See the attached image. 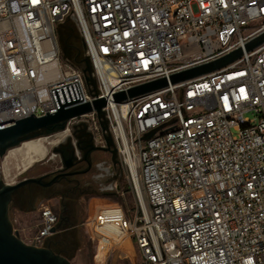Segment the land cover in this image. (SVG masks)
Returning <instances> with one entry per match:
<instances>
[{"label":"built area","instance_id":"built-area-1","mask_svg":"<svg viewBox=\"0 0 264 264\" xmlns=\"http://www.w3.org/2000/svg\"><path fill=\"white\" fill-rule=\"evenodd\" d=\"M67 15L97 95L62 57L57 30ZM262 33L264 0H0V125L58 111L52 89L77 81L82 99L63 107L104 97V117L92 109L71 117L65 135L46 137L86 127L106 147L111 135L137 205L128 222L116 214L140 264H264V42L246 48ZM236 49L220 68L169 80ZM162 77L163 87L114 100ZM38 212L31 244L44 246L58 215L44 201ZM108 212L84 223L98 251L114 242Z\"/></svg>","mask_w":264,"mask_h":264},{"label":"water","instance_id":"water-1","mask_svg":"<svg viewBox=\"0 0 264 264\" xmlns=\"http://www.w3.org/2000/svg\"><path fill=\"white\" fill-rule=\"evenodd\" d=\"M69 15H67L65 21L59 23L58 26L68 23L72 25L73 28L79 33L75 22L69 17ZM64 27L66 29L68 26L65 25L58 28L59 40L62 49L65 52L64 56H68L70 58V52L64 45H62V41L60 39L61 32L64 31ZM80 36L84 44V59L79 60L76 63L82 68L85 80L89 86L90 93L92 95H97V93H100L101 90L97 88L91 57L90 55L85 54L87 47L85 40L81 34ZM262 42H264V33L258 35L248 42L246 48L252 49ZM241 53V49H236L217 60L173 73L169 80L170 82L175 83L220 68L239 57ZM71 60L73 59L71 58ZM169 80L165 77L158 78L156 80L135 85L129 88L127 91L122 90L116 92L113 97L115 101H122L127 98H131L163 87L168 84ZM52 92L58 107V111L53 113L46 112V114L43 116H36L31 113V115L21 117L0 125V157L5 156L10 149L19 146L24 141L42 136H48L50 134L65 130L67 121L73 116L89 112L92 109L97 110L100 117H104L105 115L103 107L106 106L107 100L104 97H97L96 99L69 108L63 107L65 104L82 99V94L77 81L54 88L52 89ZM101 124L103 129H107L106 121H102ZM65 140L69 141L68 148L70 149V152L68 153L67 159L64 152H61V156L63 157L64 165L66 167H70L73 163V160L76 158L75 145L72 143V138L70 135L65 137L64 141ZM106 140V147H95L90 143V150L99 148L109 151L115 155L117 151L114 147H112V137L109 133L106 134ZM64 141L55 145L53 148L54 153L59 152L57 147L58 145H62ZM76 148L80 149V145L76 144ZM43 178L44 176L24 177L14 184L5 182L0 178V264H72L68 256L61 254L60 252H56L49 245L36 246L23 241L19 236V232L14 229L13 222L11 221L9 210L13 193L21 186L29 183L50 185L56 180V177H54L51 181L45 182ZM57 229L58 226L56 225L54 232H56Z\"/></svg>","mask_w":264,"mask_h":264},{"label":"rangeland","instance_id":"rangeland-1","mask_svg":"<svg viewBox=\"0 0 264 264\" xmlns=\"http://www.w3.org/2000/svg\"><path fill=\"white\" fill-rule=\"evenodd\" d=\"M57 35L59 38V30H57ZM61 51L62 57L65 60L74 62L68 56H64L65 52L62 46ZM246 115L250 118L253 117L251 113H247ZM55 139V136H49L44 139V145L48 149L46 155L34 160L35 162L33 161L28 167H26L28 159L24 153H15L14 155L0 157V178L3 179L4 177L3 180L5 182L14 184L24 177L38 176L57 166V155H53L52 159H48L53 154V147L56 143L54 144L52 141ZM103 160L101 167L98 168L95 175L88 176L94 189L84 195L82 213L77 221L78 230L74 232L75 246L66 256L69 257L72 264H140L138 249L131 240L128 230L125 227L124 218L127 222L132 220L137 210L126 168L117 152L115 155L109 151L105 152L103 154ZM44 203L49 204L55 212L57 211L51 200H44ZM39 207L40 205L34 210H22L12 205L9 210L14 229L19 232L20 238L29 244H31V239L38 229ZM101 208L105 209V211L110 210L107 215L108 218L112 217L109 223L115 231L112 234L114 238L113 245L108 247L106 253H104L102 248L98 252L97 240H93L89 236L87 227L84 224L89 217L95 216ZM120 209L122 210L124 218L121 212L116 214V211Z\"/></svg>","mask_w":264,"mask_h":264},{"label":"flooded vegetation","instance_id":"flooded-vegetation-1","mask_svg":"<svg viewBox=\"0 0 264 264\" xmlns=\"http://www.w3.org/2000/svg\"><path fill=\"white\" fill-rule=\"evenodd\" d=\"M65 25L68 27L66 29L64 27L60 39L65 43L70 54L76 56L84 50L82 38L72 25L65 23L61 26ZM70 136L75 145L76 156L72 165L66 167L61 156V152H64L67 159L70 152L69 141H64V138L58 142L59 144L64 141L62 145L57 147L59 152H53L48 158L52 159L53 155H57L58 165L38 175L44 176L45 182L51 181L54 177L56 180L50 185L38 183L23 185L13 193L10 203V207L15 205L20 209L34 210L44 200H51L57 210L58 225L62 226L63 232L60 234L58 242L53 240V236L47 238V245L60 247L67 254L75 246L74 232L78 230L77 221L82 213L84 195L94 189L88 176L95 175L104 161L103 154L107 152L99 148L90 150V143L95 147L100 146L94 143L92 134L85 128H75ZM76 144L80 145V149L76 148Z\"/></svg>","mask_w":264,"mask_h":264},{"label":"bare ground","instance_id":"bare-ground-1","mask_svg":"<svg viewBox=\"0 0 264 264\" xmlns=\"http://www.w3.org/2000/svg\"><path fill=\"white\" fill-rule=\"evenodd\" d=\"M65 135V131H62V132H59L57 134V137H61ZM69 135V134H67ZM66 135V136H67ZM46 137H38V138H35V139H31V140H27V141H24L22 144H20L19 146L17 147H14L12 149H10L6 156H10V155H14L15 153H24V155H26L27 157V163H26V167L30 166L31 163L36 160V159H40L42 157H44L46 155V152H47V146L44 145V139ZM63 140V139H62ZM58 140L55 139L54 141H52V143H57ZM51 143V144H52ZM4 157V156H3ZM7 158V157H5ZM7 160V159H6ZM9 161V160H8ZM6 161V162H8ZM23 161V160H22ZM35 162V161H34ZM19 166V165H18ZM8 167V166H7ZM25 167V168H26ZM10 173V172H9ZM4 176V175H2ZM12 178V177H11ZM4 179V177H3ZM6 180V179H5ZM16 181V180H15Z\"/></svg>","mask_w":264,"mask_h":264},{"label":"trees","instance_id":"trees-1","mask_svg":"<svg viewBox=\"0 0 264 264\" xmlns=\"http://www.w3.org/2000/svg\"><path fill=\"white\" fill-rule=\"evenodd\" d=\"M61 25H63V24H61ZM61 25H59L58 26V28L61 26ZM62 41V40H61ZM62 45H64L65 47H66V45H65V43L64 42H62ZM67 48V47H66ZM73 59V61L74 62H72V63H76V62H78L79 60H83L84 59V56H83V51H80V53L78 54V55H76V56H72L71 55V57H70V59ZM77 65V64H76ZM62 233V232H61ZM61 233H59V234H56V235H53V240L55 241V242H58L59 240H60V234ZM51 247L56 251V252H60L61 254H64V255H67V253H65L64 251H62V248H60V247H53L52 245H51Z\"/></svg>","mask_w":264,"mask_h":264},{"label":"crops","instance_id":"crops-1","mask_svg":"<svg viewBox=\"0 0 264 264\" xmlns=\"http://www.w3.org/2000/svg\"><path fill=\"white\" fill-rule=\"evenodd\" d=\"M22 210H23V209H22ZM57 226H58V229L56 230V232H54L53 235H56V234H59V233L63 232V231H62V230H63L62 226H59L58 223H57ZM53 235H50L49 237H52ZM49 237H47V238H49ZM45 245H47V239H46ZM102 249L104 250V253H106L107 250H108L107 247H106V248H102ZM98 252H99V251H98ZM98 252H97V254H98Z\"/></svg>","mask_w":264,"mask_h":264}]
</instances>
